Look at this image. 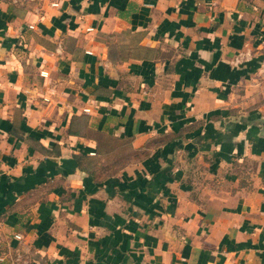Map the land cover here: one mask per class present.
<instances>
[{"label": "crops", "instance_id": "obj_1", "mask_svg": "<svg viewBox=\"0 0 264 264\" xmlns=\"http://www.w3.org/2000/svg\"><path fill=\"white\" fill-rule=\"evenodd\" d=\"M254 113L264 0H0V264H264Z\"/></svg>", "mask_w": 264, "mask_h": 264}, {"label": "water", "instance_id": "obj_2", "mask_svg": "<svg viewBox=\"0 0 264 264\" xmlns=\"http://www.w3.org/2000/svg\"><path fill=\"white\" fill-rule=\"evenodd\" d=\"M245 124L255 128V133L260 139H264V114L254 113L246 117Z\"/></svg>", "mask_w": 264, "mask_h": 264}, {"label": "built area", "instance_id": "obj_3", "mask_svg": "<svg viewBox=\"0 0 264 264\" xmlns=\"http://www.w3.org/2000/svg\"><path fill=\"white\" fill-rule=\"evenodd\" d=\"M90 109L86 108L85 111H89Z\"/></svg>", "mask_w": 264, "mask_h": 264}]
</instances>
